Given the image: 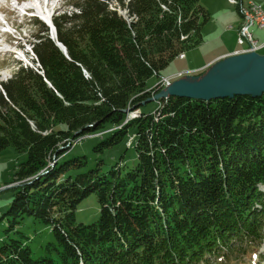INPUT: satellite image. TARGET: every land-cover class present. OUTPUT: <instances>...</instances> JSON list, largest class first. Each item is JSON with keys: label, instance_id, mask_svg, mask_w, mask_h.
<instances>
[{"label": "trees", "instance_id": "1", "mask_svg": "<svg viewBox=\"0 0 264 264\" xmlns=\"http://www.w3.org/2000/svg\"><path fill=\"white\" fill-rule=\"evenodd\" d=\"M199 1L66 0L73 10L52 17L66 56L33 19L39 68L0 82V155L9 146L25 154L6 184L0 264H211L249 249L259 258L264 94L169 97L153 113L140 109L157 93L147 80L202 43L209 16ZM127 110L138 116L127 120ZM109 129L104 147L135 131L131 169L81 172L86 156L65 159L75 141ZM91 195L98 219L77 223ZM25 218L51 230L41 257L19 230Z\"/></svg>", "mask_w": 264, "mask_h": 264}, {"label": "rangeland", "instance_id": "2", "mask_svg": "<svg viewBox=\"0 0 264 264\" xmlns=\"http://www.w3.org/2000/svg\"><path fill=\"white\" fill-rule=\"evenodd\" d=\"M63 1L64 0L48 1V5L46 4L47 14L51 16L64 10H73L70 7H65ZM255 1L264 7V0ZM249 2L251 1L246 3L248 4ZM8 3L7 7H12L13 2L9 1ZM246 3L243 4L246 5ZM0 4H4V0H0ZM44 4L45 0H41V7H45ZM199 4L208 12L209 17L201 28L202 43L185 52V54L190 53V55L193 52L198 53L194 59V63L190 67L191 69H187V67L183 65L185 60L179 62L175 59L160 72L161 79L158 80V77L153 76L147 80V89H151L158 85L163 78H166L165 81L170 83L179 76L200 72L199 70L202 71L203 68L223 57L224 55L222 54H225L231 48H237L238 51L243 49V47L236 43L239 16L235 8L230 5L231 3L228 4L227 0H221V4L217 5L215 0H200ZM115 5V3L112 4L110 8L114 9ZM118 13L126 17V12L124 10L118 9ZM34 14L37 15L35 12ZM0 22L2 21L0 20ZM9 22L18 28L19 34H16L12 30L10 31V37L6 39L0 38V79L3 81L10 78L19 66L24 68L29 67L28 64H30V66L32 65L33 68L36 66V64L27 59V57L26 62L23 59V55L25 56L28 50H30V43L34 41L33 36L38 34L37 27L28 25L30 23V17H23L20 12H18V15L11 17ZM228 27H231V29ZM250 31L258 43L264 42V28L258 29L256 27H251ZM5 41L8 42V46L3 44ZM199 49H201L200 52H198ZM6 50H10L11 52H6ZM256 52L260 55L264 54V47ZM200 66L203 67L193 70ZM157 106L158 103L152 101L145 106H141L140 109L143 113H153ZM129 116H131V114H129ZM60 127L65 128L64 125ZM112 132L113 129H109L103 132L101 136H85L75 141L71 149L66 153L65 159L73 156H86L87 165L80 170L81 172L89 168L93 169L97 164L105 172H108L112 167L120 168L122 164L125 166L124 171L131 169L136 162V152L134 150L136 141L135 131L129 129L128 134L122 141L113 147L102 146V143L110 138ZM99 147H101V151ZM24 160L25 154L16 152L11 146L7 147L0 155V242L4 236L3 230L6 228V221L4 219L2 220L1 217L2 214L8 210L13 195V191L8 189L9 186H6V184L13 179L17 164ZM98 214L99 209L96 199L91 195L78 206L75 220L77 223L89 224L98 219ZM19 230L28 239L27 245L30 247L33 257L38 258L43 256L42 248L47 242L52 241L53 238L50 228L45 224L34 221L32 218H25L21 222ZM253 251V249H249L246 250L245 254L235 253L226 257H216L212 259L211 264H264V241L258 250L257 255H259V258H256V255L251 256Z\"/></svg>", "mask_w": 264, "mask_h": 264}, {"label": "water", "instance_id": "3", "mask_svg": "<svg viewBox=\"0 0 264 264\" xmlns=\"http://www.w3.org/2000/svg\"><path fill=\"white\" fill-rule=\"evenodd\" d=\"M61 48L65 53L64 48L62 46ZM262 94H264V55L249 52L219 59L200 75L180 76L153 95L148 102L169 97L211 101Z\"/></svg>", "mask_w": 264, "mask_h": 264}, {"label": "built area", "instance_id": "4", "mask_svg": "<svg viewBox=\"0 0 264 264\" xmlns=\"http://www.w3.org/2000/svg\"><path fill=\"white\" fill-rule=\"evenodd\" d=\"M247 11L246 28L238 29L237 31V44L245 43V50L240 53L256 52L260 48L264 47L263 44H258L252 36L250 31L251 27H257L258 29L264 28V7L255 4L254 7L245 8ZM168 81H162L161 86H164Z\"/></svg>", "mask_w": 264, "mask_h": 264}, {"label": "bare ground", "instance_id": "5", "mask_svg": "<svg viewBox=\"0 0 264 264\" xmlns=\"http://www.w3.org/2000/svg\"><path fill=\"white\" fill-rule=\"evenodd\" d=\"M25 2H27V1H31V0H24ZM229 2L232 4V5H234L235 7H237V10H238V13H239V15H240V18H241V20H245V19H247V11H246V9L245 8H249V7H254V5L256 4V3H254V2H249L248 4L246 3V5H244L243 4V2H241V1H239V0H229ZM38 5V3L36 2L35 3V5L34 6H37ZM48 5V4H47ZM38 7V6H37ZM50 7V6H49ZM244 28H246V21H241L240 22V26H239V29H244ZM238 45L239 46H244V50H245V43H238ZM263 48V47H262ZM261 49V48H260ZM260 55V54H259ZM262 55H264V54H262ZM227 56H229V55H227ZM227 56H225V57H227ZM180 58H183V55H180L179 56V59ZM224 58V57H223ZM222 59V58H221ZM7 62V61H6ZM127 113H131L129 110H127L126 111Z\"/></svg>", "mask_w": 264, "mask_h": 264}, {"label": "crops", "instance_id": "6", "mask_svg": "<svg viewBox=\"0 0 264 264\" xmlns=\"http://www.w3.org/2000/svg\"><path fill=\"white\" fill-rule=\"evenodd\" d=\"M216 1V4L218 5H220L221 4V0H215ZM244 1H247V0H244ZM253 1H255V0H253ZM256 2V1H255ZM228 28H230L231 29V27H228ZM237 50V48H231L228 52H226L225 54H222V55H224L223 57H225V56H227V55H230V54H232L234 51H236ZM201 51V49H199L198 50V52H200ZM197 54L198 53H191V55H190V53H188V54H184V59H182V60H179V59H177V61H184L185 60V63L183 64L184 66H186L187 67V69H191L190 67L192 66V64L194 63V59H195V57L197 56ZM223 57H221V58H223ZM221 58H219V59H221ZM219 59H217V60H219ZM217 60H215V61H217ZM214 61V62H215ZM211 65V64H210ZM209 66V65H208ZM207 66V67H208ZM201 67H203V66H200V67H197V68H194L193 70H196V69H200ZM207 67H205V68H203V70L202 71H204L205 69H207ZM200 72H202L201 70H199ZM198 73V72H197ZM196 73V74H197Z\"/></svg>", "mask_w": 264, "mask_h": 264}]
</instances>
